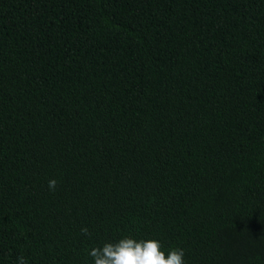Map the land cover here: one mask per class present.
<instances>
[{"label": "trees", "instance_id": "16d2710c", "mask_svg": "<svg viewBox=\"0 0 264 264\" xmlns=\"http://www.w3.org/2000/svg\"><path fill=\"white\" fill-rule=\"evenodd\" d=\"M125 237L264 264V0H0V264Z\"/></svg>", "mask_w": 264, "mask_h": 264}, {"label": "clouds", "instance_id": "9594fccd", "mask_svg": "<svg viewBox=\"0 0 264 264\" xmlns=\"http://www.w3.org/2000/svg\"><path fill=\"white\" fill-rule=\"evenodd\" d=\"M56 180H50L48 187L55 191ZM81 234L90 236L87 228L81 229ZM88 254L93 258L94 264H185V251L172 249L167 257L162 251V245L157 240L139 241L125 237L118 243H106L103 247H94ZM17 264H27L23 256L17 258Z\"/></svg>", "mask_w": 264, "mask_h": 264}]
</instances>
